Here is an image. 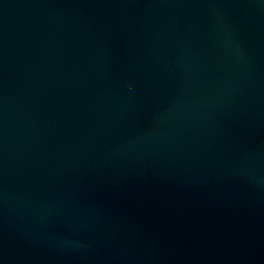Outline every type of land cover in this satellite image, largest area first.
<instances>
[{
	"label": "water",
	"instance_id": "obj_1",
	"mask_svg": "<svg viewBox=\"0 0 264 264\" xmlns=\"http://www.w3.org/2000/svg\"><path fill=\"white\" fill-rule=\"evenodd\" d=\"M0 264H264V0H0Z\"/></svg>",
	"mask_w": 264,
	"mask_h": 264
}]
</instances>
